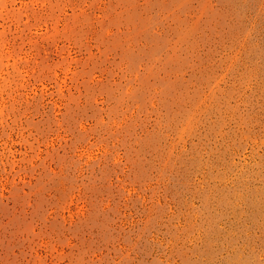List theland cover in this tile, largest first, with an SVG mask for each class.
Wrapping results in <instances>:
<instances>
[{
  "label": "rangeland",
  "instance_id": "rangeland-1",
  "mask_svg": "<svg viewBox=\"0 0 264 264\" xmlns=\"http://www.w3.org/2000/svg\"><path fill=\"white\" fill-rule=\"evenodd\" d=\"M0 264H264V0H0Z\"/></svg>",
  "mask_w": 264,
  "mask_h": 264
},
{
  "label": "bare ground",
  "instance_id": "bare-ground-1",
  "mask_svg": "<svg viewBox=\"0 0 264 264\" xmlns=\"http://www.w3.org/2000/svg\"><path fill=\"white\" fill-rule=\"evenodd\" d=\"M67 24V23H66ZM29 31V30H28ZM53 41V40H52ZM72 88V87H71Z\"/></svg>",
  "mask_w": 264,
  "mask_h": 264
}]
</instances>
